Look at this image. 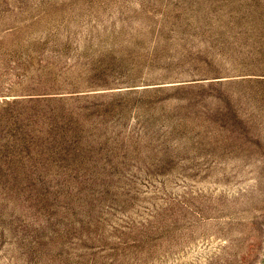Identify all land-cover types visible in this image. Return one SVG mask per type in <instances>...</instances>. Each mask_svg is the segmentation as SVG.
Listing matches in <instances>:
<instances>
[{"label":"rangeland","instance_id":"1","mask_svg":"<svg viewBox=\"0 0 264 264\" xmlns=\"http://www.w3.org/2000/svg\"><path fill=\"white\" fill-rule=\"evenodd\" d=\"M0 264H264V0H0Z\"/></svg>","mask_w":264,"mask_h":264}]
</instances>
